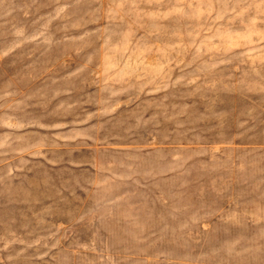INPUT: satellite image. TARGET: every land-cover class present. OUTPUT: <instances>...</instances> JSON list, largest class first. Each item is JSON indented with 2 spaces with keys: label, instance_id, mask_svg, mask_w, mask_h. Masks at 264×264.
I'll list each match as a JSON object with an SVG mask.
<instances>
[{
  "label": "rangeland",
  "instance_id": "374dc122",
  "mask_svg": "<svg viewBox=\"0 0 264 264\" xmlns=\"http://www.w3.org/2000/svg\"><path fill=\"white\" fill-rule=\"evenodd\" d=\"M0 264H264V0H0Z\"/></svg>",
  "mask_w": 264,
  "mask_h": 264
}]
</instances>
